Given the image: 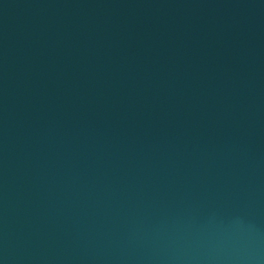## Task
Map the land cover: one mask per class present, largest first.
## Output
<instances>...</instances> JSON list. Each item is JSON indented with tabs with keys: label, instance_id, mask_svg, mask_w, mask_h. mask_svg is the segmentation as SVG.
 <instances>
[{
	"label": "water",
	"instance_id": "water-1",
	"mask_svg": "<svg viewBox=\"0 0 264 264\" xmlns=\"http://www.w3.org/2000/svg\"><path fill=\"white\" fill-rule=\"evenodd\" d=\"M0 264H264V0H0Z\"/></svg>",
	"mask_w": 264,
	"mask_h": 264
}]
</instances>
